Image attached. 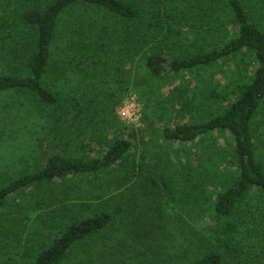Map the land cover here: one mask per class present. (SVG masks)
I'll list each match as a JSON object with an SVG mask.
<instances>
[{
    "label": "trees",
    "instance_id": "1",
    "mask_svg": "<svg viewBox=\"0 0 264 264\" xmlns=\"http://www.w3.org/2000/svg\"><path fill=\"white\" fill-rule=\"evenodd\" d=\"M110 56L181 82L151 94L156 108L202 110L150 135L163 154L136 155L125 125L102 128L117 89L71 85L107 74ZM0 96L51 126L38 166L0 176V264H264V0H0ZM223 134L216 155L191 152ZM222 151L226 178L213 168ZM113 176L142 209L123 210ZM82 178L93 203L72 186Z\"/></svg>",
    "mask_w": 264,
    "mask_h": 264
},
{
    "label": "rangeland",
    "instance_id": "2",
    "mask_svg": "<svg viewBox=\"0 0 264 264\" xmlns=\"http://www.w3.org/2000/svg\"><path fill=\"white\" fill-rule=\"evenodd\" d=\"M170 53L180 55L182 51L179 48H173L170 50ZM114 57L115 56H110V58L106 61H104V59L101 60V62L106 63L108 67V70H106L107 74L103 73L100 68L99 71L103 76L96 75L91 77L88 82H84L82 84H77L76 81H73L71 85H77L76 91L86 88L87 90H93L96 88L98 90L103 89L105 92L110 89L112 92L114 89H117V91L114 92L115 100H113L112 107L108 104L106 111L100 113V116L102 117L100 123L102 128L108 121L114 124L120 123L132 130L133 135H135L134 139L137 143V148L135 149L136 155H138L140 151H146L147 149L156 150L158 153H162L160 150V144H155L153 146L147 145L150 143L148 141L149 138H152L151 136L153 133L156 131L159 136L161 129L165 125L173 126L176 123H186L190 121L193 116L201 115L202 110L200 111L196 105L190 108H185L180 103L173 105L167 103L163 107L159 106L156 108L157 102L151 99V94L167 96L170 93L169 90L172 89L173 86L181 84V82L173 80L169 83L168 81L171 80L149 78L145 80L146 74L143 75V66L139 57L134 58L133 62L124 61L123 63L120 61L116 62V60H113ZM120 67H122V70L117 71ZM116 80H122L124 83H127L128 89L125 88L122 93L119 92ZM192 85L193 83L190 84V86ZM11 102L12 99H9V97L0 96V127H5L4 134H0V176H3L5 179H14L16 176L23 174V172L31 171L33 168L38 166L41 163L43 156L47 151H49V144L51 140V136H48L46 132V130L51 127L50 123L41 122L33 103H28V101L23 102L24 105L22 106L26 108H20V111L17 112V109L20 106H10L9 104ZM164 107H167L166 111H163ZM158 109H162L161 119L155 118L156 120H154L152 118V114ZM7 113L8 115H6ZM106 119L107 121L102 122ZM134 120H138L139 123L134 125L129 122ZM4 122L7 124L5 125ZM149 122L152 123L151 126H149ZM227 137V134H223L222 136L210 135L207 139L202 141L201 144L191 146V152L197 153L198 149H202L204 151H208L210 154L216 155V153H218L217 149L226 145ZM142 138L144 139L143 142H148L146 145L144 143L141 145ZM75 146H77V143L70 148L71 152L74 151ZM176 146L177 145H174V148H176ZM85 151L86 149L82 150V153H85ZM224 152L225 151H222L223 155L221 157L214 159L213 168L218 174H222L225 170V174H222V177L226 178L230 173V169L227 170L228 167L230 168V165H225L228 155L224 154ZM91 155H93V153ZM120 181L123 182L122 179H120ZM75 182L78 187L72 185L70 182L67 184L72 185L77 192L82 194L88 204L93 203L94 200H87L85 195L90 186L88 185V180L82 178V180ZM110 182L113 186L112 189L115 187L119 188L125 186L120 190L123 197L121 201L123 210L128 211L133 208L142 209L141 198H138L137 200V207H134L132 204H128V193H126V189L129 185L127 183L126 185H123L115 178V176L110 179ZM208 190L210 191V188ZM130 192L131 195L129 196H133L134 189L132 188ZM256 201L257 198L254 196L250 202L254 204ZM95 204H97V202L93 205ZM177 208L179 209V207ZM122 217L123 220L119 222V227L121 229L125 228V226L131 222H127L123 215ZM205 217H207V214ZM176 232L180 236L182 231L177 229ZM99 244L101 247H105L108 246V241L105 240ZM179 245L180 240L178 241V246Z\"/></svg>",
    "mask_w": 264,
    "mask_h": 264
},
{
    "label": "clouds",
    "instance_id": "3",
    "mask_svg": "<svg viewBox=\"0 0 264 264\" xmlns=\"http://www.w3.org/2000/svg\"><path fill=\"white\" fill-rule=\"evenodd\" d=\"M130 123H133L134 125H137L139 123L138 120H134V121H129Z\"/></svg>",
    "mask_w": 264,
    "mask_h": 264
}]
</instances>
